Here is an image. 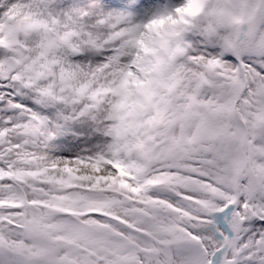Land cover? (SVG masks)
Instances as JSON below:
<instances>
[{"label":"snow or ice","instance_id":"6c2138e0","mask_svg":"<svg viewBox=\"0 0 264 264\" xmlns=\"http://www.w3.org/2000/svg\"><path fill=\"white\" fill-rule=\"evenodd\" d=\"M0 264H264V0H0Z\"/></svg>","mask_w":264,"mask_h":264}]
</instances>
